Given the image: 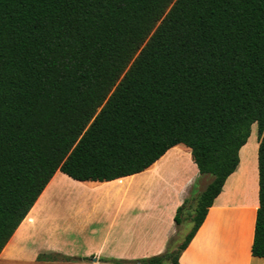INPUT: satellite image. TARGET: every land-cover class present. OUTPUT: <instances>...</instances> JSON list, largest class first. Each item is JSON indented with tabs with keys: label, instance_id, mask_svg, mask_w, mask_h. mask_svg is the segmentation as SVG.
Here are the masks:
<instances>
[{
	"label": "trees",
	"instance_id": "trees-1",
	"mask_svg": "<svg viewBox=\"0 0 264 264\" xmlns=\"http://www.w3.org/2000/svg\"><path fill=\"white\" fill-rule=\"evenodd\" d=\"M254 123L264 257V0H0V253L58 170L112 180L182 143L213 180L178 248L132 260L181 264Z\"/></svg>",
	"mask_w": 264,
	"mask_h": 264
},
{
	"label": "crops",
	"instance_id": "crops-1",
	"mask_svg": "<svg viewBox=\"0 0 264 264\" xmlns=\"http://www.w3.org/2000/svg\"><path fill=\"white\" fill-rule=\"evenodd\" d=\"M257 129L254 123L181 264H264L252 254L260 205ZM212 180L182 143L149 168L112 180L80 181L58 170L0 253V264H150L132 260L178 248L180 226H193L197 198Z\"/></svg>",
	"mask_w": 264,
	"mask_h": 264
},
{
	"label": "rangeland",
	"instance_id": "rangeland-1",
	"mask_svg": "<svg viewBox=\"0 0 264 264\" xmlns=\"http://www.w3.org/2000/svg\"><path fill=\"white\" fill-rule=\"evenodd\" d=\"M256 135H257V132H256ZM254 140H255V134H252L251 138L249 139V145L250 144L251 145L254 144ZM49 189H50V187H49ZM191 226H192V223L191 222H187V221H184L182 226H180L181 227L180 228V232H179V234H177L178 237H177V240H176L178 242V244L181 243L184 240V238L186 236L185 234H187L190 231ZM242 235H240V236L243 239Z\"/></svg>",
	"mask_w": 264,
	"mask_h": 264
}]
</instances>
